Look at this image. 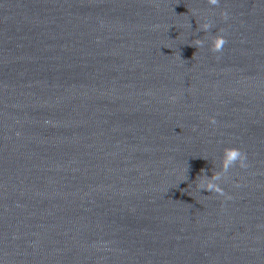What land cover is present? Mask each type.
<instances>
[{"label": "water", "instance_id": "95a60500", "mask_svg": "<svg viewBox=\"0 0 264 264\" xmlns=\"http://www.w3.org/2000/svg\"><path fill=\"white\" fill-rule=\"evenodd\" d=\"M0 264H264V0H0Z\"/></svg>", "mask_w": 264, "mask_h": 264}, {"label": "clouds", "instance_id": "9594fccd", "mask_svg": "<svg viewBox=\"0 0 264 264\" xmlns=\"http://www.w3.org/2000/svg\"><path fill=\"white\" fill-rule=\"evenodd\" d=\"M207 3L212 6H218L219 5V0H207ZM221 17L224 20L228 19V14L227 12H221ZM159 27V26H157ZM212 27V24L209 22H205L200 25V29L204 32H207L210 28ZM221 33L223 32V29L220 30ZM227 43L226 39L224 38L223 35H216L215 38L212 41L210 51L213 53H220L224 47V45ZM197 47L200 46V43L197 42L196 44ZM176 98L172 97V100L174 101ZM210 123L215 124L216 121L214 118H210ZM246 154H244L240 149L237 148H228L225 151V169H227L229 166H236L239 164V167L241 168H246L247 164H245L246 160ZM216 194L220 196H224L225 193L222 188H216ZM228 199H231V197H227Z\"/></svg>", "mask_w": 264, "mask_h": 264}]
</instances>
